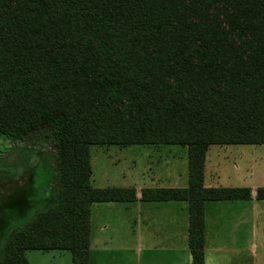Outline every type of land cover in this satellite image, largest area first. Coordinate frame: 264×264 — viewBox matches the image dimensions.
Masks as SVG:
<instances>
[{"label": "trees", "instance_id": "16d2710c", "mask_svg": "<svg viewBox=\"0 0 264 264\" xmlns=\"http://www.w3.org/2000/svg\"><path fill=\"white\" fill-rule=\"evenodd\" d=\"M1 138L20 170L44 155L27 142L51 143L55 179L32 215L27 188L0 209V264L27 250L89 264L91 206L137 199L91 185V145L187 148V187L141 199L187 202L190 264H205V203L251 198L204 185L206 151L264 144V0H0Z\"/></svg>", "mask_w": 264, "mask_h": 264}, {"label": "rangeland", "instance_id": "374dc122", "mask_svg": "<svg viewBox=\"0 0 264 264\" xmlns=\"http://www.w3.org/2000/svg\"><path fill=\"white\" fill-rule=\"evenodd\" d=\"M35 149L41 150L40 153L32 152L25 167L21 170L18 165H25L23 155L21 160L18 154L21 145L11 146L8 141L0 139V209L9 199V188H27L28 199L30 200V215L40 207H44L45 199L52 194L55 169L53 162V145L49 142H27ZM155 147H161L156 149ZM247 145H226L222 146V153H229L231 156L228 161L222 160L220 154L215 156L213 151L209 155L210 163L217 167V174L213 176L211 183L214 185L238 187H253L255 184L248 180L246 173L247 167L244 166L246 159H251L247 151L241 157L236 153L241 148H248ZM23 152L28 150V147ZM148 148L152 149L150 154ZM179 145H109V146H90V167L91 185L96 188L103 187H133L141 188L148 183H152L154 178L159 185H165L163 181L173 179L174 176L187 174L188 158L184 161V154H174L177 150H183ZM216 148V146H213ZM234 150L231 151V149ZM214 150V149H213ZM177 151V152H178ZM24 154V153H23ZM238 162L240 169H234V163ZM218 163L221 165L218 167ZM151 168V171L150 169ZM257 170V168H256ZM154 183V182H153ZM175 183V182H172ZM250 185V186H249ZM122 202L101 204L95 207L94 222L103 220L108 223V227L94 231V245L89 262L91 264H134V224L135 207L132 205L127 211ZM8 214L12 211L7 210ZM98 214V215H97ZM22 219V218H21ZM98 219V220H97ZM12 223L9 220L7 226ZM6 226V227H7ZM96 229V224H95ZM121 229L118 232V229ZM99 229V228H97ZM54 252L55 256H53ZM25 256L29 264H72V254L70 251H39L27 250ZM221 264H228L229 257L224 254L218 259ZM258 260V259H257ZM240 264H247L246 258L239 257ZM264 264V262H259Z\"/></svg>", "mask_w": 264, "mask_h": 264}, {"label": "crops", "instance_id": "0c3cea01", "mask_svg": "<svg viewBox=\"0 0 264 264\" xmlns=\"http://www.w3.org/2000/svg\"><path fill=\"white\" fill-rule=\"evenodd\" d=\"M229 145L249 146L245 149H239V153H236V156L241 157L245 151H247V155H251V159H246L243 164L247 167L246 176L248 180L250 178L255 185L253 187H247L248 184L243 186L251 191V198L248 200H215L205 203V264H221L218 259L222 254L227 258L229 257L228 264H240L239 257H245L247 264H259V262H264V199H258L256 191L258 188L264 187V144ZM213 146H216V148H213ZM222 146L226 145H211L206 151L204 159V185L206 187L221 186L211 183L213 176L217 174V167L210 163L209 155L213 151L215 156L220 154L219 156L222 160L228 161L231 154L225 152L221 154V150L225 149ZM152 149L154 148H148L150 154L153 153ZM156 149L159 150L161 147H155ZM232 150L235 151L234 148ZM177 151L174 154H184L185 161L187 148ZM220 166L218 163V167ZM233 167L237 171L240 169L238 162L234 163ZM149 169L151 171V168ZM158 181L152 178V183H148L141 188H135L136 201L123 204L126 211L132 205L135 207L134 264H190L187 202L144 201L141 199V191L144 188L187 187L188 169L187 174L184 173V175H178L177 177L173 175V179L169 180L166 178L163 181L165 185H159ZM221 187L238 186L231 184V186ZM18 189L20 188H9V196L13 195ZM115 203L119 202H110L112 205H115ZM101 204L104 203L93 204L90 210V258L94 245V231L99 232V230L108 227V223L103 220L99 221V223L97 221L94 222V209L95 207H100ZM95 224L97 226L96 229L94 227ZM120 231L121 229L119 228L118 232ZM52 254L55 256L54 252Z\"/></svg>", "mask_w": 264, "mask_h": 264}]
</instances>
